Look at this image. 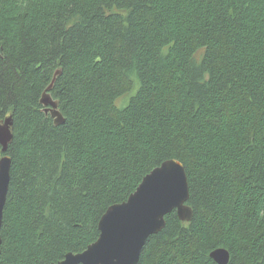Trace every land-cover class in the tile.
Listing matches in <instances>:
<instances>
[{
  "label": "trees",
  "instance_id": "1",
  "mask_svg": "<svg viewBox=\"0 0 264 264\" xmlns=\"http://www.w3.org/2000/svg\"><path fill=\"white\" fill-rule=\"evenodd\" d=\"M7 117L0 264L82 252L171 158L193 217L165 215L137 264H264V0H0Z\"/></svg>",
  "mask_w": 264,
  "mask_h": 264
},
{
  "label": "water",
  "instance_id": "2",
  "mask_svg": "<svg viewBox=\"0 0 264 264\" xmlns=\"http://www.w3.org/2000/svg\"><path fill=\"white\" fill-rule=\"evenodd\" d=\"M59 71L41 96L45 113H50L55 124L64 122L57 101L49 91ZM12 120L0 121V146L6 152L11 141ZM167 164V165H166ZM171 166L167 175L156 177L160 169ZM11 158H0V228L6 200ZM189 187L184 165L171 158L151 169L126 200L110 205L98 222L99 235L79 253H67L56 264H137L146 239L165 226V215L176 211L182 221H191L193 212L187 204ZM1 244V236H0ZM209 256L218 264H228L230 253L224 247L212 250ZM54 264V263H52Z\"/></svg>",
  "mask_w": 264,
  "mask_h": 264
},
{
  "label": "snow or ice",
  "instance_id": "3",
  "mask_svg": "<svg viewBox=\"0 0 264 264\" xmlns=\"http://www.w3.org/2000/svg\"><path fill=\"white\" fill-rule=\"evenodd\" d=\"M170 168H171V166L168 165L167 167H164V168L160 169L159 172H157L156 177H161V176L167 175L169 173V171H170Z\"/></svg>",
  "mask_w": 264,
  "mask_h": 264
},
{
  "label": "bare ground",
  "instance_id": "4",
  "mask_svg": "<svg viewBox=\"0 0 264 264\" xmlns=\"http://www.w3.org/2000/svg\"><path fill=\"white\" fill-rule=\"evenodd\" d=\"M45 108V107H44ZM0 246H1V244H0Z\"/></svg>",
  "mask_w": 264,
  "mask_h": 264
}]
</instances>
